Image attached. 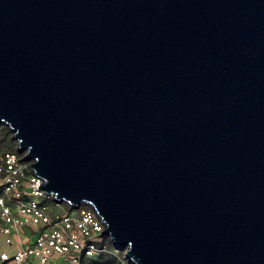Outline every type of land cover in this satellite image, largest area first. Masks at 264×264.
Instances as JSON below:
<instances>
[{
  "label": "water",
  "instance_id": "water-1",
  "mask_svg": "<svg viewBox=\"0 0 264 264\" xmlns=\"http://www.w3.org/2000/svg\"><path fill=\"white\" fill-rule=\"evenodd\" d=\"M0 127L131 264H264V0H0Z\"/></svg>",
  "mask_w": 264,
  "mask_h": 264
},
{
  "label": "built area",
  "instance_id": "built-area-1",
  "mask_svg": "<svg viewBox=\"0 0 264 264\" xmlns=\"http://www.w3.org/2000/svg\"><path fill=\"white\" fill-rule=\"evenodd\" d=\"M2 142L0 130V234L7 248L0 249V264H82L118 252L90 205L56 210L58 204L38 191L43 183L34 175L32 162L23 161L26 153L19 155L16 144L11 150ZM26 229L33 233L31 243L13 246Z\"/></svg>",
  "mask_w": 264,
  "mask_h": 264
},
{
  "label": "rangeland",
  "instance_id": "rangeland-1",
  "mask_svg": "<svg viewBox=\"0 0 264 264\" xmlns=\"http://www.w3.org/2000/svg\"><path fill=\"white\" fill-rule=\"evenodd\" d=\"M2 136L5 135V131L9 133L8 128L0 127ZM2 146L7 148L8 143L10 142L11 150L14 149L15 142L12 141L10 133L6 135V137L3 136ZM9 147V146H8ZM8 149V148H7ZM50 207L53 208L54 204L52 202H48ZM64 209V205H58L57 209ZM59 211V210H58ZM101 264H131L127 259L125 255V250L123 252L118 251L115 255H109L107 257H102L99 259ZM89 261H83L82 264H88ZM108 262V263H107Z\"/></svg>",
  "mask_w": 264,
  "mask_h": 264
},
{
  "label": "crops",
  "instance_id": "crops-1",
  "mask_svg": "<svg viewBox=\"0 0 264 264\" xmlns=\"http://www.w3.org/2000/svg\"><path fill=\"white\" fill-rule=\"evenodd\" d=\"M64 209L61 208L56 210L64 211ZM31 239H33V233L30 229H26L24 230V233L21 236L14 238L13 246H18L19 241L22 243L23 246H27V244L31 243ZM2 242H3V236L0 234V249L2 250L7 249L4 247Z\"/></svg>",
  "mask_w": 264,
  "mask_h": 264
},
{
  "label": "trees",
  "instance_id": "trees-1",
  "mask_svg": "<svg viewBox=\"0 0 264 264\" xmlns=\"http://www.w3.org/2000/svg\"><path fill=\"white\" fill-rule=\"evenodd\" d=\"M7 134H9V133L5 131V135H3V136L6 137ZM3 143H4V141H3ZM8 146H7V148L8 149H11L10 142L8 143ZM99 259H91V260H88L89 261L88 264H101L100 261H99Z\"/></svg>",
  "mask_w": 264,
  "mask_h": 264
}]
</instances>
